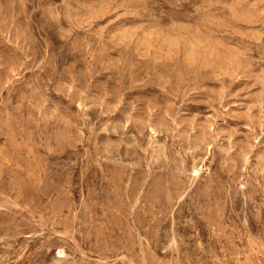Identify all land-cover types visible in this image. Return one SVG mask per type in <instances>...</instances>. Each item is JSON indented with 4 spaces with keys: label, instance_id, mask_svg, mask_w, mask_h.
<instances>
[{
    "label": "rangeland",
    "instance_id": "rangeland-1",
    "mask_svg": "<svg viewBox=\"0 0 264 264\" xmlns=\"http://www.w3.org/2000/svg\"><path fill=\"white\" fill-rule=\"evenodd\" d=\"M0 264H264V0H0Z\"/></svg>",
    "mask_w": 264,
    "mask_h": 264
}]
</instances>
